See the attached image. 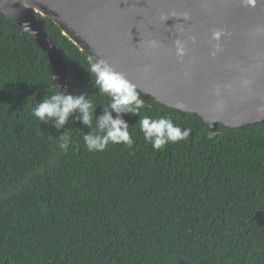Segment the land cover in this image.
I'll return each mask as SVG.
<instances>
[{
	"label": "trees",
	"instance_id": "trees-1",
	"mask_svg": "<svg viewBox=\"0 0 264 264\" xmlns=\"http://www.w3.org/2000/svg\"><path fill=\"white\" fill-rule=\"evenodd\" d=\"M36 16L68 76L61 89L48 54L0 14V264H264V122L212 132L150 98L121 114L131 147L89 151L83 137L110 98L86 71L89 54ZM59 86L92 101V128L78 112L60 128L32 115ZM145 116L190 134L153 149Z\"/></svg>",
	"mask_w": 264,
	"mask_h": 264
},
{
	"label": "water",
	"instance_id": "water-1",
	"mask_svg": "<svg viewBox=\"0 0 264 264\" xmlns=\"http://www.w3.org/2000/svg\"><path fill=\"white\" fill-rule=\"evenodd\" d=\"M32 1L58 22L42 17L70 28L82 46L63 34L90 57L123 73L140 99L197 115L214 132L219 124L241 129L264 122V0ZM0 14L48 54L52 80L63 89V53L37 11L20 0H0Z\"/></svg>",
	"mask_w": 264,
	"mask_h": 264
},
{
	"label": "clouds",
	"instance_id": "clouds-1",
	"mask_svg": "<svg viewBox=\"0 0 264 264\" xmlns=\"http://www.w3.org/2000/svg\"><path fill=\"white\" fill-rule=\"evenodd\" d=\"M185 19H188L185 16ZM30 26L25 25V28ZM220 33H214L213 38L218 39ZM155 45V42H153ZM176 54L182 57L185 54L184 46L178 40L176 42ZM94 77V85L99 93L110 98V103L105 107L104 115L96 118V126L92 133L84 135V143L89 151H103L109 143L125 144L131 147L133 140L129 133V125L121 118L122 113L139 115L144 107V102L139 98L137 86L127 79L123 73L116 71L106 60L99 58L90 63L86 70ZM117 113L113 118L112 112ZM78 112L81 121L92 128V118L95 107L89 98L84 95L73 96L70 93H61L59 90L48 95L43 101L38 102L32 108V115L41 122L52 121L57 128L63 126L69 116ZM140 131L146 142L153 149H161L163 146L186 139L189 129H181L173 124L169 118L153 119L145 116L139 119ZM60 146L68 147V139Z\"/></svg>",
	"mask_w": 264,
	"mask_h": 264
},
{
	"label": "bare ground",
	"instance_id": "bare-ground-1",
	"mask_svg": "<svg viewBox=\"0 0 264 264\" xmlns=\"http://www.w3.org/2000/svg\"><path fill=\"white\" fill-rule=\"evenodd\" d=\"M20 1L23 3V5H24L25 7H28V8H29V7L34 8L35 11L42 12V13L48 15L49 17H51L53 20L57 21V19L55 18V16L51 15L50 12H47V11L45 12V11L41 10V8H40L38 5L34 4L32 0H20ZM50 7H51L53 10H56V9L53 8L52 6H50ZM57 22H58V21H57ZM65 33H66V32H65ZM66 34H68V33H66ZM68 35H70V34H68Z\"/></svg>",
	"mask_w": 264,
	"mask_h": 264
},
{
	"label": "rangeland",
	"instance_id": "rangeland-1",
	"mask_svg": "<svg viewBox=\"0 0 264 264\" xmlns=\"http://www.w3.org/2000/svg\"><path fill=\"white\" fill-rule=\"evenodd\" d=\"M37 13L40 14V16H45V14L42 13V12L37 11ZM61 30H62V33H63L64 30H66V31H64V32L70 34L71 37H69V38L72 39L74 42H77V43L81 42V43H82V41H81L79 38L75 39V37H73V31H72L70 28L65 27V28H62ZM78 45H80V43H79ZM80 46H82V45H80ZM91 58H92V57H91ZM94 60H95V59L92 58V62H93ZM141 100H142V99H141ZM143 101H146V100L143 99ZM212 132H214V130H212Z\"/></svg>",
	"mask_w": 264,
	"mask_h": 264
}]
</instances>
